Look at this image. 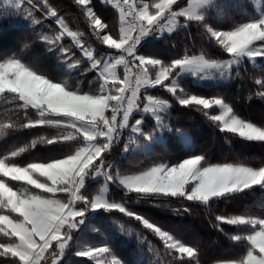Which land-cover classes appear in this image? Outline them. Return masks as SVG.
I'll return each mask as SVG.
<instances>
[{
  "label": "snow or ice",
  "instance_id": "6c2138e0",
  "mask_svg": "<svg viewBox=\"0 0 264 264\" xmlns=\"http://www.w3.org/2000/svg\"><path fill=\"white\" fill-rule=\"evenodd\" d=\"M98 2L115 10V31L94 0H71L87 32L70 27L53 0H0V21L25 33L18 50L0 55V138L56 130L0 152V264H202L200 241L129 207L133 199L174 217L202 211L234 250L213 264H264V202L257 212L216 210L264 194V159L214 161L171 116L195 111L226 139L264 147V123L222 93L186 87L238 82L264 105V0ZM181 32L199 39V54L187 44L175 51ZM36 45L46 65L27 58ZM169 136L183 145L178 155L156 152ZM131 156L144 159L132 168ZM104 214L138 227L120 224L94 242L88 231ZM121 236L135 240L131 261Z\"/></svg>",
  "mask_w": 264,
  "mask_h": 264
},
{
  "label": "trees",
  "instance_id": "16d2710c",
  "mask_svg": "<svg viewBox=\"0 0 264 264\" xmlns=\"http://www.w3.org/2000/svg\"><path fill=\"white\" fill-rule=\"evenodd\" d=\"M53 2L62 9V13L65 15L69 26L74 30L79 29L87 32V26L83 21V18L78 14L75 8L71 5V0H53ZM97 4L98 13L108 20L115 31V22L113 18L114 9L111 6L100 5L98 0H94ZM12 20L0 21V55L7 52L11 54L12 51L18 50L21 41L23 40L25 33L19 31L10 25ZM87 40V36L85 37ZM173 40L176 43V52L182 53L184 45L187 44L190 52L199 54L200 42L199 39L192 44L190 40H185V34L183 32L177 33ZM66 42L67 41L66 38ZM106 47V46H103ZM43 49L39 46H33L27 51V58L37 61L42 65H46L47 61L41 55ZM213 54V53H210ZM186 87L189 90L199 91L205 94L222 93L226 99L235 107L236 111L256 123H264V105L258 99H252L249 101L246 99L248 95V86L243 88L238 87V82L232 84H219V85H190L186 82ZM156 94V93H154ZM7 106V102L0 99V113H3L4 108ZM178 107V106H177ZM172 123L179 125L184 132L188 134L191 141L196 146L197 150L206 151L211 159L215 160H247L253 164H259L264 159V147H261L258 142H243L241 138L233 134H227L228 138H225V134L219 133L218 130H214L204 118L195 111L183 110L177 112L176 109L172 110ZM55 129H46L42 132H36L35 130L29 132L27 130H19L7 137L0 138V152L5 149L30 142L36 135H44L54 133ZM183 145L178 143L174 137L169 136L166 140L165 148L157 147L156 152L164 154L166 156H175L181 152ZM36 155H48L49 153L41 151L35 153ZM22 159H31L29 153L22 155ZM144 159L139 156H131L129 158V165L135 168L139 161ZM9 183H14L9 181ZM115 188V186H113ZM118 193L119 190L116 189ZM118 198V197H117ZM264 202V194L259 192L249 195L243 200H237L227 205L220 204L216 210L235 212L241 210L251 209L254 212L259 211L261 203ZM129 207L134 208L145 215L156 219L162 225L170 228L176 232H179L182 238L186 241H200L202 254L200 260L202 264H213L217 258L227 257L234 253V250L228 246L226 239L222 236L218 237V234L207 223L203 212L200 210H194L195 215L174 217L168 211H163L152 207L145 202H136L135 199L129 202ZM120 224H123L125 229L137 228L138 226L134 221H129L128 218L116 214L115 218L110 217L108 214H104L101 217H97L91 223V228L98 229V232H93L91 228L88 231V236L94 242H99L101 234L105 231L117 233ZM127 237H120L119 250L120 254L125 260L131 261L134 259L132 247L135 244V240L132 243H127ZM161 255H163L161 253Z\"/></svg>",
  "mask_w": 264,
  "mask_h": 264
},
{
  "label": "rangeland",
  "instance_id": "374dc122",
  "mask_svg": "<svg viewBox=\"0 0 264 264\" xmlns=\"http://www.w3.org/2000/svg\"><path fill=\"white\" fill-rule=\"evenodd\" d=\"M206 85H215V84H213L211 81H207V82H205L204 84H202V86H206ZM190 138V137H189Z\"/></svg>",
  "mask_w": 264,
  "mask_h": 264
}]
</instances>
